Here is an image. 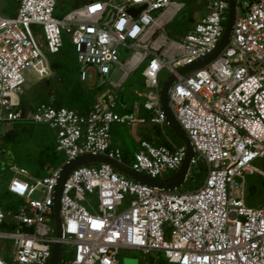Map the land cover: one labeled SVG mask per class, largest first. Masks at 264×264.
Returning a JSON list of instances; mask_svg holds the SVG:
<instances>
[{
    "label": "built area",
    "instance_id": "1",
    "mask_svg": "<svg viewBox=\"0 0 264 264\" xmlns=\"http://www.w3.org/2000/svg\"><path fill=\"white\" fill-rule=\"evenodd\" d=\"M235 1L226 47L183 75L180 69L219 45L229 0H208L205 16L182 40L166 33L185 6L173 0H84L62 18L55 15L59 0H19L15 16H0V126L22 120L46 124L55 134V151L64 155L43 177L12 168L8 190L23 204L16 211L0 207V226L16 224L13 231H0V244L11 242L0 247L11 260L0 250V264H49L57 241L58 264H119L121 250L161 253L169 264H264V208L250 207L245 198L247 177H264L255 165L264 159V0ZM143 6L136 17L129 13ZM63 34L71 36L81 81L90 90H107L86 114L46 103L26 112L25 87L32 78L53 76L48 54L61 51ZM145 64L141 95L148 116L139 114L138 105L134 114L121 115L115 93ZM164 70L176 75L169 105L195 154L187 181L204 167L203 184L187 192L164 191L106 163L79 166L63 185L58 240L54 195L63 166L83 155L126 165L113 145V126L168 125L161 106ZM166 138L168 146L141 140L127 166L153 179L176 173L187 148ZM39 193L42 198H36Z\"/></svg>",
    "mask_w": 264,
    "mask_h": 264
},
{
    "label": "rangeland",
    "instance_id": "2",
    "mask_svg": "<svg viewBox=\"0 0 264 264\" xmlns=\"http://www.w3.org/2000/svg\"><path fill=\"white\" fill-rule=\"evenodd\" d=\"M60 5L58 6L55 15L59 18L64 17V14L69 13L73 9L72 0H59ZM177 2L184 3V8L175 16L171 24L166 28L168 37L173 38L174 35L179 31L180 27L189 24L191 20L198 21L202 16L205 15L208 0H173ZM16 6V0H0V16L8 17L10 16L13 8ZM204 12V13H203ZM35 31L41 29L33 27ZM186 32V31H185ZM63 42L66 45L71 46V36L68 34H63ZM49 57V54H48ZM146 65V64H145ZM29 76V75H27ZM170 76L167 70H164L161 74V81L167 80ZM43 81H38L35 78H32L26 88L25 97L32 98L29 93L38 92L41 89ZM134 89H139L136 85ZM107 87H104L106 89ZM133 87L128 90L134 91ZM122 89L120 90V92ZM53 100V99H52ZM127 102H130L129 98H126ZM35 104H38V100L34 101ZM115 132L113 135V142L116 146L126 148L130 153H134L135 144L133 137L130 134L131 128L115 124L113 126ZM8 130H4L3 126H0V196L2 195L4 189L7 186V183L12 178L13 174L10 170L14 167L18 169H24L28 172L31 177L37 176L39 173L41 176L46 174V171H42L39 166V157L41 153L46 150L48 147H52L53 144H56V137L54 132L46 125L42 123H34L29 120H22L10 125H7ZM136 130V128H134ZM11 132V136H5L6 133ZM136 132V131H135ZM167 134L170 136L169 129L166 128ZM136 134V133H134ZM137 135V134H136ZM55 146V145H54ZM58 165L64 160V155L59 154ZM126 165L131 166L130 164ZM255 165L264 171V160H259ZM176 174V173H174ZM172 174V175H174ZM168 178V177H165ZM250 180L255 183L262 182L263 179L260 175L255 174L250 177ZM240 182V179H237ZM264 184V183H263ZM189 184H184L180 188L179 192H184L189 189ZM248 197L252 202H256L258 205H261V201L264 202V195L261 189L258 190V193L254 196H249V191L245 185V198L248 201ZM36 198H42V194L39 193ZM95 207H97L96 200L93 201ZM258 205H252L251 207H258ZM128 206V202L124 203V206L119 209V211L124 210ZM2 207V205H0ZM0 231H5L0 229ZM7 247L11 242L3 243ZM10 249V248H9ZM158 254H155V256ZM152 255L144 256L140 251H129L121 250L119 253V264H150V257ZM5 260L10 261L11 259L7 256L3 257Z\"/></svg>",
    "mask_w": 264,
    "mask_h": 264
},
{
    "label": "trees",
    "instance_id": "3",
    "mask_svg": "<svg viewBox=\"0 0 264 264\" xmlns=\"http://www.w3.org/2000/svg\"><path fill=\"white\" fill-rule=\"evenodd\" d=\"M60 5V1H59ZM64 14L63 16H65ZM37 32L40 33V30L37 29ZM174 35L172 39L174 40H182L186 32L183 29H179V31ZM180 36V37H179ZM49 61L51 65V69L53 71V76L49 79L43 80L41 85V89L38 92L29 93L32 97L26 98V105L24 106L26 112H32L35 108L42 104H53L58 107H66L68 109L74 110L79 114H86L90 111L93 104L97 101L99 96L105 91L104 86L97 87L94 90L88 89V87L81 81L80 79V69L77 61V56L75 53L74 46L71 42V46L63 43V48L56 55H49ZM146 65L141 66L138 70H136L125 85L122 88V93L125 97L130 99V107H132L133 103L137 100H141V98L134 93V91L128 90L130 87L134 89L136 85L139 91L144 90V77L143 71ZM135 90V89H134ZM53 98V102L50 101ZM35 100H38V104H35ZM119 113H124L120 110H117ZM142 115L147 117L146 113L143 111ZM166 128L169 129L170 136L166 132ZM114 128L112 129V136L114 135ZM5 136H11V132L5 134ZM140 137L141 140L149 141L157 146L165 145L168 146L169 143L166 137H169L173 143L178 146L183 145L182 141L173 133V131L166 125L164 128H161L157 125L153 124H144L140 125ZM124 162L130 164L133 162V156H129L128 150L126 148H121ZM60 158L59 154L55 151V147H48L44 150L39 157V166L42 171H45L47 168L51 169L58 165ZM264 160V159H262ZM86 166H97V164H87ZM37 176H41L39 173ZM171 175L170 177H172ZM206 169L204 167L201 168V171L197 174L193 173L192 177L185 183L189 184L190 191L192 189L200 187L205 179ZM253 176V175H252ZM261 176V175H260ZM251 176H248L246 179V186L249 191V196H254L258 193V190L261 189L264 195V177L262 182L255 183L250 180ZM184 191V192H187ZM247 204L251 207L252 205H258L256 202H252L248 197ZM23 204V200L14 194H12L7 188L4 189L2 195L0 196V205L5 211H16ZM258 208H264V202L261 201V205H258ZM0 229L6 231H13L16 229V224H4L0 226ZM67 258H71V255L66 256ZM64 258V255H62ZM150 264H169L164 256V254L152 255L150 257Z\"/></svg>",
    "mask_w": 264,
    "mask_h": 264
},
{
    "label": "water",
    "instance_id": "4",
    "mask_svg": "<svg viewBox=\"0 0 264 264\" xmlns=\"http://www.w3.org/2000/svg\"><path fill=\"white\" fill-rule=\"evenodd\" d=\"M229 18L228 22L224 31V35L222 40L220 41L219 45L215 49V51L208 55L207 57L195 62L192 65L186 66L179 70V74L183 75L193 70H196L212 60H214L226 47L235 20L236 15V1L229 0ZM145 9V6L140 8H132L129 10V13L133 16H137L142 10ZM176 80V75H170L166 81H164L161 91V106L162 110L165 114L167 124L169 128L173 131V133L182 141V143L187 148V154L183 161L181 168L174 174L172 177L165 178V179H153L143 174L137 173L133 171L127 165L122 163H118L114 160H111L105 156H94V155H83L79 156L75 160L70 161L69 163L65 164L62 168L60 177L58 179V184L56 186L55 195H54V220H55V229H56V238L60 240L62 238V218H61V195L63 191V185L70 175V173L77 167L87 165V164H99V163H106L112 165L116 170L125 174L127 177L145 184L150 187L158 188L164 191H176L179 190L184 186L187 181V177L190 171L191 160L194 157V150L191 145V142L186 135L185 131L181 128L179 123L177 122L171 108L169 105V92L171 89L172 84ZM62 253V244L60 241H57L53 246L52 257L49 261V264H58L61 258Z\"/></svg>",
    "mask_w": 264,
    "mask_h": 264
},
{
    "label": "crops",
    "instance_id": "5",
    "mask_svg": "<svg viewBox=\"0 0 264 264\" xmlns=\"http://www.w3.org/2000/svg\"><path fill=\"white\" fill-rule=\"evenodd\" d=\"M84 0H72V5H73V8H75V7H77V6H79V5H81L82 4V2H83ZM175 2H177V1H175ZM178 3H182V2H178ZM182 4H184V3H182ZM18 7H19V0H16V6L13 8V10H12V12H11V14H10V16H8V17H6V18H10V17H13V16H15L16 14H17V11H18ZM206 12H207V9H206ZM206 12H205V14H206ZM204 13V12H203ZM177 15V14H176ZM175 15V16H176ZM175 16L173 17V19L175 18ZM205 16V15H204ZM204 16H202V17H204ZM201 17V18H202ZM172 19V20H173ZM172 20L170 21V23H168V25H170L171 24V22H172ZM199 22V20L198 21H193V20H191V22L189 23V24H186V25H184V26H182V27H180V29H183V30H185L186 31V35L190 32V31H192L193 29H194V27H195V25L197 24ZM168 25L166 26V28L168 27ZM167 33V32H166ZM185 35V36H186ZM180 37V36H179ZM172 39V38H171ZM26 88H27V86L25 87V93H26ZM107 90V88L105 89V91ZM121 90V89H120ZM120 90H118V91H116V93H115V99H116V102H117V108H116V111L117 110H120V111H122V112H124V113H119V114H121V115H130V114H134L135 112H136V110H137V108H136V106L138 105L139 107V114L140 115H142V112L144 111L145 113H146V115L148 116V113L143 109V107H142V102H143V100H144V97L141 95L142 94V91H139V90H134V93L135 94H137L140 98H141V100H137V101H135L134 103H133V105H132V107H130V103L129 102H127L126 101V98L127 97H125L122 93H120ZM104 91V92H105ZM25 93H24V95L22 96V103L24 104V106L26 105V102H25V100H26V97H25ZM53 99V98H52ZM50 100V101H52L53 102V100ZM27 106V105H26ZM143 116V115H142ZM8 125H10V124H8ZM3 128H4V130H8L7 129V125H5V126H3ZM136 128V130H134V128H131V130H130V134L132 135V137H133V141H134V144H135V151H134V153L137 151V150H139V147H140V141H141V137H140V125L139 126H137V127H135ZM136 131V132H135ZM115 132V131H114ZM134 133H136V134H134ZM112 142H113V136H112ZM55 144H53V148L55 147L54 146ZM113 145L114 146H116V144H114V142H113ZM116 147H118V148H122V147H120V146H116ZM128 153H129V156H133L134 155V153H130L129 151H128ZM14 169H18V168H14ZM50 169H46L45 171H46V174L48 173V171H49ZM10 172H12L11 174H13V176H14V173H13V170L11 169L10 170ZM45 174V175H46ZM44 175V176H45ZM13 176H12V178H13ZM31 177V176H30ZM37 177H43V176H35V177H33V178H37ZM11 178V179H12ZM11 179L9 180V182L7 183V186H6V188L8 189V185H9V183H10V181H11ZM2 246V248L3 247H6V245L5 244H0V247ZM2 248H0V250H1V255H2V257H5V256H7L8 258H10V255L8 254V253H5V252H3V250H2Z\"/></svg>",
    "mask_w": 264,
    "mask_h": 264
}]
</instances>
